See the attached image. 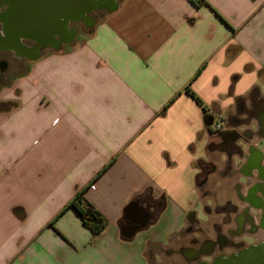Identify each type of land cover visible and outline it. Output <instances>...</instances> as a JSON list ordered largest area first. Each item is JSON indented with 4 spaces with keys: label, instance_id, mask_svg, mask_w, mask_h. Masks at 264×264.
I'll return each instance as SVG.
<instances>
[{
    "label": "crops",
    "instance_id": "1",
    "mask_svg": "<svg viewBox=\"0 0 264 264\" xmlns=\"http://www.w3.org/2000/svg\"><path fill=\"white\" fill-rule=\"evenodd\" d=\"M116 1L0 85V264H211L220 240L264 241V0ZM80 189L96 237L63 210Z\"/></svg>",
    "mask_w": 264,
    "mask_h": 264
},
{
    "label": "water",
    "instance_id": "2",
    "mask_svg": "<svg viewBox=\"0 0 264 264\" xmlns=\"http://www.w3.org/2000/svg\"><path fill=\"white\" fill-rule=\"evenodd\" d=\"M0 6H6L0 49H13L24 55L31 53L30 58H34L39 51L28 48L23 39L46 41L48 45L56 43L58 36L61 42H68L76 33L75 28H69L70 21H79L94 9L113 10L117 1L0 0ZM211 264H264V249L259 245L249 246L237 255L216 259Z\"/></svg>",
    "mask_w": 264,
    "mask_h": 264
},
{
    "label": "flooded vegetation",
    "instance_id": "3",
    "mask_svg": "<svg viewBox=\"0 0 264 264\" xmlns=\"http://www.w3.org/2000/svg\"><path fill=\"white\" fill-rule=\"evenodd\" d=\"M5 9H6V6H0V33H2V36H3V20H2L3 16L2 15H3V12H4ZM106 9L107 8L94 9L91 12L86 13L85 17L83 19H81V20H79V21H70L68 26H69V28H76L75 23L76 22H82L84 24V26L86 27L88 25L87 23L89 22V20H88L89 17L92 18V20H93L94 17H95L94 13L102 12V11H104ZM56 38H57V42L61 43L60 37L57 36ZM22 42L28 48H31V49H34V50H38V51L42 50L44 47L47 46L46 41H42V42L39 43L38 41H35V40L23 39ZM7 51L12 52V53H14L17 56V60H18L19 64H21L20 62L30 60L31 59L30 56H32L31 53H27L26 55H24V53L21 54L18 51L13 50V49H0V52H7ZM39 53H40V51H39ZM3 63H4V61L0 60V65H2ZM19 64H18V66H19ZM253 245H257V246L259 245V246H261L264 249V241H258L257 243H247V242L238 243V242H234L232 240L227 241V242H224V241L220 240L218 242V244H213V246H212L213 247V251H211V252H216V254H218V255L215 256V258H213L211 263L214 262L216 259L222 258L221 256L223 254H226L225 255L226 257L232 256V255H237L238 253H240L245 248H248L249 246H253ZM206 249L204 250L203 248H201L199 251L200 252L208 251ZM194 261L196 262V260H194ZM197 264H202V263L199 262Z\"/></svg>",
    "mask_w": 264,
    "mask_h": 264
},
{
    "label": "trees",
    "instance_id": "4",
    "mask_svg": "<svg viewBox=\"0 0 264 264\" xmlns=\"http://www.w3.org/2000/svg\"><path fill=\"white\" fill-rule=\"evenodd\" d=\"M187 93L203 107L200 97L189 87L186 88ZM211 117L206 116L207 127L210 128L209 122ZM73 208L79 215L83 225L89 229L92 236H98L107 226L108 220L94 207V205L84 196V190H78L71 200L66 204L63 210ZM62 210V211H63ZM61 211V212H62Z\"/></svg>",
    "mask_w": 264,
    "mask_h": 264
},
{
    "label": "rangeland",
    "instance_id": "5",
    "mask_svg": "<svg viewBox=\"0 0 264 264\" xmlns=\"http://www.w3.org/2000/svg\"><path fill=\"white\" fill-rule=\"evenodd\" d=\"M100 15V12L94 13V21L97 20L98 16ZM89 22L87 23L90 25V23H93L92 18H88ZM76 28H78L79 32H82L83 28L85 27L82 22H76L75 23ZM80 38V36H79ZM0 60H3L4 63L0 65V85L6 83L7 81H11L14 79V77L20 73L18 68V60L17 56L12 52H0ZM3 67V68H2ZM3 72V73H2Z\"/></svg>",
    "mask_w": 264,
    "mask_h": 264
},
{
    "label": "built area",
    "instance_id": "6",
    "mask_svg": "<svg viewBox=\"0 0 264 264\" xmlns=\"http://www.w3.org/2000/svg\"><path fill=\"white\" fill-rule=\"evenodd\" d=\"M222 128V126H221V124H219L218 122L217 123H215V125H214V129H213V131H218V130H220Z\"/></svg>",
    "mask_w": 264,
    "mask_h": 264
},
{
    "label": "clouds",
    "instance_id": "7",
    "mask_svg": "<svg viewBox=\"0 0 264 264\" xmlns=\"http://www.w3.org/2000/svg\"><path fill=\"white\" fill-rule=\"evenodd\" d=\"M0 35H2V33H0Z\"/></svg>",
    "mask_w": 264,
    "mask_h": 264
}]
</instances>
